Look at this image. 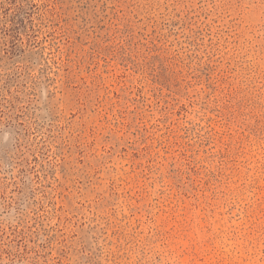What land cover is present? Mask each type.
Segmentation results:
<instances>
[{
  "label": "rangeland",
  "instance_id": "1",
  "mask_svg": "<svg viewBox=\"0 0 264 264\" xmlns=\"http://www.w3.org/2000/svg\"><path fill=\"white\" fill-rule=\"evenodd\" d=\"M0 264H264V0H0Z\"/></svg>",
  "mask_w": 264,
  "mask_h": 264
}]
</instances>
